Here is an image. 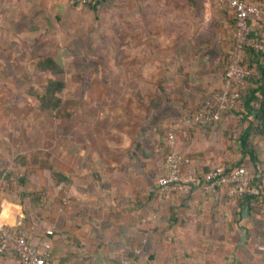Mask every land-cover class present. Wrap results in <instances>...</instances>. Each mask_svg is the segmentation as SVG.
<instances>
[{
	"label": "rangeland",
	"instance_id": "obj_1",
	"mask_svg": "<svg viewBox=\"0 0 264 264\" xmlns=\"http://www.w3.org/2000/svg\"><path fill=\"white\" fill-rule=\"evenodd\" d=\"M223 10L218 0H128L94 16L66 0H0V166L15 175L33 174L37 185L27 187L36 190L53 181V170L66 173L72 183L57 188L48 210L62 217L68 216L76 192L91 195L99 189L114 188L115 197H133L132 203L146 209L153 200L147 201L150 180L142 174L153 166L150 156L162 158L168 129L185 122L194 100L221 80L231 27ZM156 35L160 44L152 39ZM44 56L54 57L64 71L39 70L37 62ZM49 78L65 84L53 115L45 114L33 95ZM219 120L216 129L199 126L195 134L172 129L174 146L181 150L188 142L191 155L211 158L208 166L222 158L250 165L241 159L238 140L246 118L226 113ZM253 142L257 149L264 147L262 138ZM128 149H136L135 155L125 158ZM8 184L0 178V189ZM50 188L41 191L43 199L53 193ZM167 196L153 202L156 208ZM156 218L160 225L155 228L163 225L164 215ZM114 219H103L108 229ZM138 220L142 234L152 221ZM232 222L218 218V225L205 219L192 225V232L184 230L187 222L176 224L174 235L156 232L141 264H264V234L251 224L249 241L237 246L238 233L227 226ZM196 228L204 230L202 240ZM143 240L137 236L135 242L141 246ZM66 243L64 252L78 257L73 249L78 252L82 245ZM104 249L96 262L115 264L116 253ZM149 254L154 257L147 259Z\"/></svg>",
	"mask_w": 264,
	"mask_h": 264
},
{
	"label": "trees",
	"instance_id": "obj_2",
	"mask_svg": "<svg viewBox=\"0 0 264 264\" xmlns=\"http://www.w3.org/2000/svg\"><path fill=\"white\" fill-rule=\"evenodd\" d=\"M128 0H66V3H69V5H73L74 7H78L80 9H85L87 11H90L94 14V16H97L98 12L101 10H110L114 9L118 6H121L123 3H125ZM245 1H256V2H263L264 0H245ZM63 0H58V4L62 3ZM224 8V14L226 18H228L225 21H228L230 24V33L228 32V37L226 39L228 40V46L226 50H224L221 60L223 62V70L221 75V80L216 83L214 86L210 88V90L200 96L198 99L194 100V106L191 109H187L185 113V118L189 117L192 113V111L202 102H204L212 93L219 92L222 89L223 82H224V72L227 65V58L230 52L233 49V46L235 44V19L234 16L230 13V10L227 8L225 4L219 3ZM251 22V18L248 20ZM261 38L264 39V23L261 24ZM264 42V41H263ZM241 65L245 67H249L252 69V73L246 77V85L242 89V95H241V107L238 109H231L226 108L224 109L219 117L216 120L207 122V123H198L193 121L188 122H182L179 123L178 126L174 123V127L168 129V133L172 130L175 131L178 128L186 130L188 133L195 134V132L198 131L199 126H209L214 125L213 128H217L219 123H221L222 116L226 113H235L240 114L243 116V118H246L247 125L244 127V129L241 131L238 140L240 143V147L242 148V157L241 159H245L248 161V164L243 161L239 164L232 162L233 160H229L228 158H222L221 161L216 162L215 164L212 163L211 166H208V162H204L201 160L199 162L198 156L191 155V149L188 145V142L185 143V146L182 147L180 150L179 148L175 147L177 152L182 155H186L189 157V167L188 170L185 171L184 175L187 176H193L194 180H187L185 182L186 185H188V191H177L179 196L183 199L188 198L195 190H200V185L204 181V174L211 168L215 167L219 164H224L223 168L225 172H228L230 169L242 165L245 166L250 172L254 174V182L256 184V192L252 194L243 195L240 197H237V204L240 205L244 203L246 205V210L249 212V215L252 216V218H249L250 221L255 222L254 227L259 228L260 232L264 234V206L259 203L264 204V147L255 146L253 139H264V126L262 125L264 123V48L263 49H256L249 46H244L241 51ZM37 67L41 71H49L51 74H58L64 71L63 67L60 65V63L52 56H44L37 62ZM65 84L63 81L49 78L47 80V83L42 90V92H35L33 91V95L37 98L38 102L40 103L41 110L47 114V115H53L54 111L58 109V107L61 104V98L60 93L64 89ZM184 89L183 91H185ZM178 93L182 92V90L179 88L177 89ZM192 101V97L189 98V102ZM152 103H155L154 101ZM191 103V102H190ZM252 116V118H250ZM158 120V119H157ZM217 125V126H216ZM175 129V130H174ZM210 131V130H209ZM208 131V132H209ZM184 133V131L182 132ZM167 136L164 137L165 140H162V146L165 145V149H162L161 151L162 158H159L156 161V156L152 154L150 157L153 159V166L147 168L146 173L142 174L144 177L148 178L150 180V187L148 191V197L147 201L153 200V202L160 203L161 200L158 198V185H157V178L165 173L164 169V158L165 154L167 152ZM177 134H175L176 138ZM140 146H137V149ZM197 147V145H196ZM136 149H128L125 152V158H128V155H135ZM224 153V152H222ZM126 160V159H125ZM129 161V159L126 160L125 164ZM128 164V163H127ZM246 164V165H244ZM144 166L146 163L143 164ZM248 165V166H247ZM137 170V169H135ZM139 171V170H137ZM143 171L145 172L144 168ZM52 173L54 174V179L49 184H44V187H39L36 189H29L27 186L32 185L36 186L37 183L32 180L33 174H30L29 172H24L22 174L15 175L14 172L10 171L7 172V168L0 166V178L8 180V186L5 189H0V201L1 199H6L10 202H15L18 204H21L22 207V213L23 215L16 219V222L10 226V229H20L23 230L26 234V240L29 243L36 242L39 247H42V244L44 242L49 243V251L50 255L47 259V264H58L57 261H59V264H69L68 261L72 260V263L70 264H77L76 256L73 255V253L70 255V251L64 252L65 257L59 259H55V252L52 248V238L53 234L56 232L59 233V231H56V229L53 227L52 218H44L42 213L47 208H51V204L53 203L51 200H53L56 196L55 193L57 192V186L58 185H66V183L71 182V179L68 177V175L64 172L53 170ZM151 177V179H150ZM260 177V178H259ZM154 178V180H153ZM118 182L120 183H126L125 179H118ZM129 183V180L127 181ZM70 183V184H71ZM53 188V193L51 195L45 196L43 199V195H41V191L44 189H47L48 187ZM76 188V187H75ZM223 188V189H222ZM111 191L105 192L101 190L97 191L98 197H103L106 195L108 198H116L114 195V188H111ZM224 190V193H227V188L225 187H216L212 191H210V195H212L215 192H222ZM15 190V192H14ZM175 190H170L169 194L175 193ZM229 197V195H228ZM231 197V196H230ZM232 198V197H231ZM129 200V199H127ZM122 201L125 202L124 199L117 201L118 204H120ZM170 201V200H169ZM172 208V207H171ZM157 210V208H156ZM241 211V207L239 209V212ZM238 212V213H239ZM242 213V212H240ZM161 214H158L155 216V218H151L148 222L149 225L154 226L151 232L148 229L145 228L143 230L142 234H139L138 227L131 228L126 226L119 225L118 227L113 229V226L111 225L110 229H108L107 223L103 219H95L90 218L89 223L91 225V236L94 238V243L92 246L94 247V250H92L91 253L80 251L81 254H89L88 257V264H98L96 262L97 259H101L103 255V248H99L100 246H105L106 251L104 250L105 254H109L108 250H111V252L116 253V262L115 264H119L123 259H126L128 261V264H141L143 260L144 253L148 250L150 247V244H152L153 239L152 235L154 236L155 233L159 234L160 236H164L165 232L167 231L168 227L171 225L172 222L176 221V218H164V221L161 223L162 226L155 228V225L159 224V218ZM39 218L41 220H39ZM165 219H168V223L165 224ZM241 218H235V222L238 225V222ZM215 219H213L214 221ZM220 221V220H219ZM216 224L219 225L217 222V219L214 221ZM146 226V225H143ZM231 227L230 225H227ZM48 227L51 228L50 231H48ZM135 227V226H134ZM237 231L239 233V240H236L237 246L239 244L245 243L248 239H250L251 230L247 226H237ZM255 228V229H256ZM105 229L110 230L109 232H105ZM252 229V228H251ZM142 232V231H140ZM62 233V232H60ZM138 233V235L142 238V244L139 246L137 243L134 245L133 241L135 234ZM244 234L245 239H242V236ZM145 235V236H144ZM116 238V239H115ZM118 239V240H117ZM67 241V239H66ZM65 241V242H66ZM2 243V239L0 237V245ZM68 244V243H66ZM69 245V244H68ZM67 245V247H68ZM71 247H75L73 244L70 245ZM236 246V247H237ZM82 248V246H81ZM77 249V247H76ZM138 249V251H136ZM64 249L63 251H66ZM79 250V249H78ZM71 256V257H69ZM154 256L153 254H149L147 256V259H152ZM233 257V256H232ZM113 262H109V264H112ZM143 263V262H142ZM0 264H18L17 262V256L15 253H2L0 255Z\"/></svg>",
	"mask_w": 264,
	"mask_h": 264
},
{
	"label": "built area",
	"instance_id": "obj_3",
	"mask_svg": "<svg viewBox=\"0 0 264 264\" xmlns=\"http://www.w3.org/2000/svg\"><path fill=\"white\" fill-rule=\"evenodd\" d=\"M85 1V0H81ZM225 4L235 19V44L228 55L224 72V82L219 92L212 93L204 102L200 103L184 121L207 123L216 120L220 113L226 109L241 107L242 89L246 85V77L252 69L241 65V51L244 46L256 49L264 48V39L253 36V25L261 26L264 23V3L245 0H218ZM251 18V22H249ZM257 22V23H256ZM264 126V123L262 124ZM174 133L167 136L168 148L164 158L165 173L157 178L159 198H164L170 190L188 191L187 180H194L193 176L184 175L189 167V157L179 154L174 146ZM224 164L211 167L204 174V181L200 185L207 192L216 187L227 188L231 197H240L256 192L254 174L245 166L239 165L228 172L224 171ZM62 186L60 185L59 188ZM66 205L70 200H65ZM12 225L0 223V255L2 253H15L18 264H47L50 255L49 243L44 242L39 247L36 242L29 243L26 234L20 229H10ZM138 251V249L136 250ZM119 264H128L123 259Z\"/></svg>",
	"mask_w": 264,
	"mask_h": 264
},
{
	"label": "crops",
	"instance_id": "obj_4",
	"mask_svg": "<svg viewBox=\"0 0 264 264\" xmlns=\"http://www.w3.org/2000/svg\"><path fill=\"white\" fill-rule=\"evenodd\" d=\"M165 31L168 32L167 27H165ZM252 31L254 37L259 38V36H261L262 29L258 24L253 25ZM156 36L157 38L152 39H154V43L157 44L159 43L158 40L161 38H159L158 35ZM199 159L207 162L211 158L207 157V155L205 154L204 157L200 156ZM59 186L60 185H58L57 187ZM50 191L52 190L50 187H48V193ZM169 192L168 196L166 197V201L164 200L165 203L160 206V209L157 208V210L156 206L151 201H149L150 203L148 202L149 204H147L146 209L140 210L141 208L132 203L134 201L133 197L129 198L130 202L122 201L120 204H118L117 201H119L121 198L123 199V196H116V200H113V198H108L106 195H104L103 198L98 197V195L95 193L89 195L86 192L83 194L76 192L78 194L76 196L77 198L73 201V206L70 207L67 217H62L61 215L56 214V212L54 213V211H51L49 213V209L44 210L42 213L43 217L50 219L52 218L53 227L56 229V231L62 232L61 235L56 232L53 234L52 248L55 252V259H61L65 257V253L63 250L67 248V244L65 242L67 239L70 244L78 242L79 245H82V248L80 247L78 252L73 249L74 253H77L78 256L76 257V259L78 260L77 264H88L89 259L87 256L89 254H81L80 251H82L81 249H83L84 247L85 250H88V252L91 253L92 250H94V247H96L94 245L92 246V244L94 243V238H92L91 236V229L89 228V218H115L113 220V226H115V223L117 224V226L113 227V229L118 227L119 225L137 229V227L140 226V221L138 220V218H149L150 220L151 218H155L156 215L162 213L164 215V218H176V221L172 222L166 231L168 234L171 233L172 235L177 232V229L175 228L176 224L177 226L181 227L187 222V226L184 230H189L190 232H192L194 231V229H192V225H202L205 219H211L213 223L216 219L218 222V218H230L233 221L231 223L232 225L230 224V226L234 228L235 232L239 231L237 230L238 225L247 226L250 230L251 224L254 226L255 222L249 220V218H252V216H250L249 212L246 210V205L244 203L240 205V202L237 204V197H228V195L224 193V190H222V192H215L210 195V192H207L200 187V190H195L186 199L181 198L177 191L172 194H169ZM160 199L162 198H159V200ZM22 207L23 206L21 204L10 202L4 198L1 199L0 223H3L5 225H13L16 222V219L23 215ZM128 207L129 209H127ZM240 207V212L242 213L239 212ZM235 218H241L238 222V225L235 222ZM213 219L215 220L213 221ZM62 222H64V225H62ZM167 223L168 219H165V224ZM199 231L200 230L196 228V232L198 233ZM200 233L202 234H200V239L202 240L204 230L201 229ZM136 234L135 237L137 239V236L139 235L138 233ZM241 236L242 239H245L244 234H241ZM247 241H249V239ZM136 242L134 241L133 243ZM99 248L103 247L100 246ZM57 262L58 264L60 263L59 261ZM68 262L70 264L72 263V260Z\"/></svg>",
	"mask_w": 264,
	"mask_h": 264
}]
</instances>
